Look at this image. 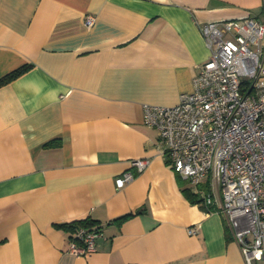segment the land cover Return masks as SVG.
<instances>
[{"label":"crops","instance_id":"crops-1","mask_svg":"<svg viewBox=\"0 0 264 264\" xmlns=\"http://www.w3.org/2000/svg\"><path fill=\"white\" fill-rule=\"evenodd\" d=\"M245 16L264 21V0H0V78L30 65L0 86V264H244L225 216L183 195L142 107L192 90L199 25ZM84 219L99 237L76 257L59 225Z\"/></svg>","mask_w":264,"mask_h":264},{"label":"built area","instance_id":"built-area-1","mask_svg":"<svg viewBox=\"0 0 264 264\" xmlns=\"http://www.w3.org/2000/svg\"><path fill=\"white\" fill-rule=\"evenodd\" d=\"M93 23L92 16L84 20L87 28ZM199 31L209 56L192 90L172 107L143 105L142 123L157 132L168 167L225 216L243 263L264 262V21L245 16L201 24ZM149 163L130 166L141 172ZM132 177L122 173L115 187ZM207 179L212 190L204 195L198 185ZM98 237L95 227H78L68 252L87 257Z\"/></svg>","mask_w":264,"mask_h":264},{"label":"trees","instance_id":"trees-1","mask_svg":"<svg viewBox=\"0 0 264 264\" xmlns=\"http://www.w3.org/2000/svg\"><path fill=\"white\" fill-rule=\"evenodd\" d=\"M30 65H23L12 72L6 74L2 78H0V86L6 83H9L10 81L14 80L18 76L25 73L27 70H29ZM182 193L185 196V198L192 204H198L203 210L206 212H211L212 207L204 205V199L199 194H194L190 191V189H182ZM208 193L204 191V195H207ZM94 224V222L90 221L89 219H84L80 221H75L68 224H61L59 227L67 230V231H74L78 227H91Z\"/></svg>","mask_w":264,"mask_h":264}]
</instances>
